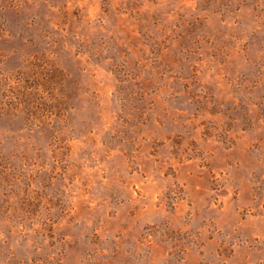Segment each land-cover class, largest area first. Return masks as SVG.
<instances>
[{
    "label": "rangeland",
    "instance_id": "1",
    "mask_svg": "<svg viewBox=\"0 0 264 264\" xmlns=\"http://www.w3.org/2000/svg\"><path fill=\"white\" fill-rule=\"evenodd\" d=\"M0 264H264V0H0Z\"/></svg>",
    "mask_w": 264,
    "mask_h": 264
}]
</instances>
